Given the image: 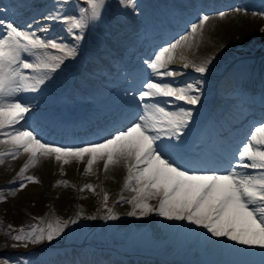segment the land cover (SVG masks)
I'll return each instance as SVG.
<instances>
[{
    "label": "snow or ice",
    "instance_id": "obj_1",
    "mask_svg": "<svg viewBox=\"0 0 264 264\" xmlns=\"http://www.w3.org/2000/svg\"><path fill=\"white\" fill-rule=\"evenodd\" d=\"M117 3L125 9L137 7L136 0H117ZM107 8V0H51V7L39 20L33 17L31 22L24 23L0 9V137H4L0 144L10 146L0 151V164L6 158L16 159L22 152L28 154L10 181L18 184V188L9 190V194L15 195L29 182L39 183L37 177L25 173L41 157H54L61 163L62 174L64 164L85 158V174L91 173L93 166L101 161L105 172L122 165L127 173L122 191L134 195L130 198L121 195L117 203L132 205L128 216L148 217L155 213L167 221H187L205 229L211 237L258 248L264 255V120L252 127L234 152L215 160L204 155L185 159L178 143L193 118L191 106L201 102L204 81L177 83L176 77L183 74L171 66L180 63L201 76L209 71L212 58L195 62L184 54V49L192 47V40L203 35L209 15L199 16L197 22L190 24L186 35L160 46L143 61L150 71L141 81L135 114L128 125L114 129L100 142L78 147L57 146L44 141L28 124L26 115L31 111V104L22 101L19 94L37 92L65 60L75 57L77 42L83 39L86 30L102 22ZM233 11L246 13L247 10L238 7ZM218 15L224 18L226 12ZM253 15L264 16V12ZM40 21L45 23L41 25ZM56 23L63 26L71 43L50 35V25ZM260 31L264 33V28ZM176 102L188 107H168ZM21 121L25 123L21 125ZM56 183L69 185L66 180ZM85 189L95 191L91 184L84 185L81 191ZM5 199L0 190V201ZM108 199L105 192L103 206L107 212L102 219L117 220L119 214L108 207ZM153 200L155 204L150 203ZM81 216L77 212L75 218L57 217L42 225L33 224L27 230L23 226L16 230L8 225L11 231L6 234L15 241L25 242V247L27 243L51 242L70 225L77 224ZM87 218L96 219L95 216ZM0 264H10V261L3 259Z\"/></svg>",
    "mask_w": 264,
    "mask_h": 264
},
{
    "label": "rangeland",
    "instance_id": "obj_2",
    "mask_svg": "<svg viewBox=\"0 0 264 264\" xmlns=\"http://www.w3.org/2000/svg\"><path fill=\"white\" fill-rule=\"evenodd\" d=\"M257 1L258 0H251L250 5ZM136 3L142 6L139 0H136ZM143 7L145 8L146 5ZM137 8L141 7L137 6L135 10L127 9L128 15L139 13ZM247 11L249 12L247 16L251 17L243 19L239 18L234 22H227L225 25L220 23L212 31L206 33L203 32L202 36H196L195 39L192 40V47L190 49H185L189 50V53L191 51L190 58L192 59V61L200 62L203 59L212 58L213 63L217 55H221L223 53V48L226 44H229L230 42H237L243 46H246L250 56L256 58L257 61L262 59L263 62L261 63L264 64L263 55L256 54L257 49L252 48L253 46L256 47L259 45V42L254 40V33L260 29L262 24V17L260 15H253L254 12L258 13L259 10L257 9V7H250L247 9ZM131 16H135L138 19V16L136 15ZM127 20L128 19H125V21ZM131 20L134 21V19ZM245 21L247 22L245 23ZM212 63L210 64L209 69L212 66ZM210 74H213L212 70L210 71ZM194 76L196 77L193 81H204V83L201 85L202 103L200 104V106H191L193 109V118L191 121L194 123V127H190L188 131H185L184 139H188V135L192 134L191 132H194L198 129V127L201 125L200 121L202 117L211 112L213 104L220 97L219 90L223 89V84L221 83L222 81L218 80L216 77H209V75L207 74L203 76H201V74H195ZM58 78L59 74H57L56 80ZM65 79H71L73 86V82L75 81V79L71 75H69L63 76L59 80L52 82L51 87L54 88L55 85L61 88L62 84L66 83ZM60 80L62 82H60ZM97 86L99 87V89H102L101 82L98 83ZM57 91H59V88H57ZM108 93L109 90H107V94ZM56 95L58 99L61 98L59 92H57ZM101 95L103 96L104 94ZM83 104L84 102H79L76 105ZM177 105L188 107L186 105L180 104L179 102L174 103V106L169 104L168 107L175 109ZM74 107L75 106H73L71 110H73ZM199 114H202L201 118L196 119L199 117ZM100 163L102 165L98 166L96 164L93 166V171L90 174L84 176L82 174L81 177H77V172L75 174H72V172L69 173V171H67V173L65 174H60L58 168L54 170L56 172L54 176H51L50 173H45L44 175L46 176H41V173L37 172L39 183L32 182L33 184H37V186L39 187V190L36 194H31V192H29V190L26 188L28 184H31V182L27 183L24 189L16 191L15 195L9 194L8 188L11 187H5L4 189L7 192V197L5 199L7 201H5L2 207H5L7 212L6 216L9 218V220L13 222L16 221V224H19L20 221H30L31 217L33 216L30 212H35L36 209L40 211L43 209L45 213L44 218L49 217V220H55L57 217L63 220H67L69 218H75L77 212L82 213L81 219L75 225H80L81 222L87 221V233L85 232L82 235L81 239H76L75 242L72 243L73 245L70 249H64L63 255L59 251H57L54 261L59 260L62 264H86L91 259H93V261H91L90 264H96L95 261L97 260L103 262V260L108 255L111 256V254L100 252V250H98L100 246H96V249L90 248V250L87 251L89 247H93V242L95 243V245H99L100 243H102V241H105L106 239H109V237L113 236L114 231L117 232V237H119L120 239L123 236H127L129 235V233H132V229L134 227L137 228L142 226L146 227V229L151 228V231H153V233L156 235L164 236L168 233H171L175 224L178 222L167 221L162 217L156 216L155 213L150 214L148 217L128 216L127 213L132 210V205L122 201L117 203L116 201L119 193H121V195H123L125 198H130L132 195H134V193L130 191H122L124 178L127 174L126 169L122 165H118L117 167H119L120 172L118 176H116L117 178L113 175H109L107 177L108 172H105V174L96 172L97 170H99V168H102L101 172H104L103 162L101 161ZM16 165V167L13 166L9 169L8 174H1L0 178H4V180L7 182L9 179H13V176H16V173L22 166L18 164ZM72 168H74V166ZM59 174L60 176H64L60 177L63 178L61 180H66L69 182L68 186H65L63 184L58 185L56 183L57 180L55 178L59 176ZM111 179L114 180L112 181ZM86 184L93 185L95 191L93 192L87 189L81 191L83 186ZM17 188L18 185H14L13 190ZM116 191L119 193H117ZM105 192L108 193L109 196L107 202L108 207L113 208L114 211L119 214V218L117 220L105 221L102 219V217L107 212V209L103 206V196ZM150 203L155 204L156 202L155 200H153L150 201ZM90 216H95L96 219H88L87 217ZM75 225H70L68 228V230H73V234H75L78 229V227H76ZM7 232H10V230H5V226L0 223V261H2L3 259H8L10 261V264H20L24 259L23 257L25 256L27 249L31 247H34L35 249L38 248L37 252L41 253V251L43 250V248H41V244L46 245L50 243L48 241H44L40 244L27 243V247L24 246L25 242H18L17 244H13L8 241L10 239V235H7ZM63 235H65V233H63ZM204 239L208 241L210 248L218 247V253H220L222 247H229V249H231V251L233 252L238 251L237 249L240 248H243V251H247L250 249L249 246L237 245L235 244V242L228 241L226 238L211 237L210 233H207L206 230H204ZM116 240L117 238L115 239V241ZM63 244L64 243H58L56 245L58 247L62 246ZM191 245L192 244L189 243L187 247ZM10 251L15 252L11 253ZM86 253L87 255H85ZM64 255H67L65 256L67 258H64ZM84 257H88L90 260H87ZM26 259L31 262L29 258ZM49 259L51 261L53 258L50 257Z\"/></svg>",
    "mask_w": 264,
    "mask_h": 264
},
{
    "label": "bare ground",
    "instance_id": "obj_3",
    "mask_svg": "<svg viewBox=\"0 0 264 264\" xmlns=\"http://www.w3.org/2000/svg\"><path fill=\"white\" fill-rule=\"evenodd\" d=\"M233 9H235V8H233ZM233 9H229V10H232V11L230 13L226 14L224 18L214 17V18L209 19L206 22V26H205L204 32L206 33V32L212 31L220 23L223 24V25H225L227 22H230V21L231 22H234L235 20H237L239 18L240 19H243V18L251 17V16H247V14H245L243 12H235V11H233ZM246 22L247 21H245V23ZM19 160H20V158L18 159V157H17L16 159L11 160V161H13L14 163H17V162H19ZM40 160H44V161L43 162H39V165L35 167L36 172L41 173V176H46V175H44L45 173L46 174H49L50 173L51 176H54L55 173H56L54 170L58 168V165L55 164V162L49 160L48 158L45 159V158L41 157ZM11 161H10V164H12ZM7 166H8V164H5L3 167H0V174H5L6 173L5 170L7 169ZM71 168L68 169L69 173L72 172V174H75L76 173L75 167L72 168V169ZM107 172H108L107 177L109 175H113L114 177H116V176H118V174L120 172V169L117 166L110 167V169ZM111 180L113 181L114 179H111ZM111 180H109V181H111ZM26 188L29 190V192H31V194H34V193L36 194L37 191L39 190V187L37 186V184H33L32 182H31V184H28V186Z\"/></svg>",
    "mask_w": 264,
    "mask_h": 264
}]
</instances>
